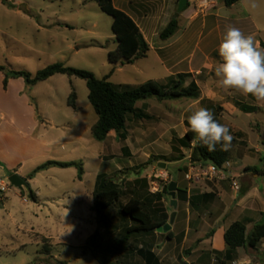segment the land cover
<instances>
[{
	"label": "rangeland",
	"instance_id": "1",
	"mask_svg": "<svg viewBox=\"0 0 264 264\" xmlns=\"http://www.w3.org/2000/svg\"><path fill=\"white\" fill-rule=\"evenodd\" d=\"M14 1L18 2L21 12L33 16L34 22L0 18V51L2 48L4 51L3 54L0 53V63L6 65V69L23 70L34 75L45 67L60 62L74 69L89 71L97 78H103L114 68L109 82L117 87H134L149 80L156 82L159 87L163 85L165 70L159 64L154 51L132 64L114 65L107 61L108 53L116 48V41L111 32L112 18L101 12L93 0ZM171 1L168 0L166 5L165 0L155 1L150 5L157 9L165 6L169 18L180 14L177 12V1ZM241 2L233 12L223 6L219 14L223 18L236 20L237 27L246 35H253L256 41L264 39V0ZM114 6L119 9L120 0H114ZM248 14L250 17L247 19ZM251 22L256 27L255 33L251 29ZM223 26L225 30V21ZM162 29L161 25L158 28L159 33ZM160 42L157 36L150 38L151 44L157 45ZM6 58L9 62H6ZM203 71H211V76H214L210 69ZM71 92L76 95V108L68 105ZM28 95L34 105L37 119L41 122L38 134L43 135L49 147L45 155L37 154L22 162L20 173L26 177L46 161L79 160L83 166V175L82 179L78 178V170L75 167H51L36 174L29 182V188L19 190L11 186L3 202H0V264H99L96 260L98 256L106 258L108 263L118 261L128 264L123 260L122 251H109L112 248L110 238L114 231L109 228L107 222L119 225L123 223L119 215L116 216V210L130 197H134L130 192L132 186L146 193L150 192L152 186L149 181H155L153 175L161 169L159 163L166 164L165 169L170 175V181L176 182L180 191L187 190L189 182L184 179V162L177 161V158L181 156L180 152L187 151L189 154V151H180L178 144L173 140L184 136L183 116L185 118V112L198 105L195 106V101L190 99L163 103L151 98L138 102L136 108L141 111H144L142 104L152 107L150 111L153 119L128 117L125 131L132 136L133 145L137 149L136 155L131 157L124 153L123 140L114 139V135L106 137L103 142L92 138L90 127L96 122L97 115L88 100V89L84 80L55 75L28 88ZM220 97L222 99L215 103L217 110L220 106L223 108V95ZM167 114L172 118L173 129L164 134L158 133L159 136H156L159 140L150 144L151 135L147 133L154 127L156 117ZM224 120H220V123L227 127H237L246 134L249 148L253 149L257 145L264 149V114L247 115L236 110L232 114L226 113ZM257 121L261 122V128L258 130L260 132L252 126ZM146 130L147 132L141 135L142 131ZM173 145L177 146L176 150ZM248 155L251 163L262 167V162L256 160L254 151H249ZM100 156L101 158H98ZM154 158L161 160L154 161ZM230 163L227 175L235 177L233 170L245 162L233 158ZM102 174L115 179L120 193L118 202L106 213H98L92 208L98 177ZM0 175L9 177L12 174L2 171ZM139 175L142 178L136 183L126 180L128 177ZM146 176L151 177L149 181ZM189 184L198 186V192H205L209 187L217 191L214 185L223 190L231 189L230 179H212ZM163 186V182H159V192ZM30 190L36 194L35 200L29 195ZM155 194L153 206L144 203L151 217L162 215L164 219V216H167L168 223L170 214L175 210L178 215L173 222V231L179 234L178 231L187 229L189 205L183 193H178V206L175 209L171 207L168 194L162 193L160 198ZM219 213L223 216L215 222V226L220 222L227 226L238 219V210L229 202L223 206L212 207L201 215L214 222ZM191 219L193 222L197 221L195 213L191 214ZM193 233L194 227L189 231L188 242L184 247L181 249V246H178L175 249L180 256H190L195 236ZM97 238L99 239L96 242ZM162 239L164 241L165 237ZM96 243H99L97 248ZM175 246V241L168 242L166 249L173 252ZM186 251H189L188 255Z\"/></svg>",
	"mask_w": 264,
	"mask_h": 264
},
{
	"label": "crops",
	"instance_id": "2",
	"mask_svg": "<svg viewBox=\"0 0 264 264\" xmlns=\"http://www.w3.org/2000/svg\"><path fill=\"white\" fill-rule=\"evenodd\" d=\"M155 1L161 2V0H120L121 7L119 9L129 15L137 24L150 46L149 52L154 51L156 53L159 64L164 68L166 74L163 85L167 84L170 79L176 80L178 75L183 74L187 75L185 78V86L193 80L198 86L200 96L197 100H193L195 101V106H198L185 112L187 116L185 118L183 116L182 121V123L185 122L184 132L189 128L187 125L188 115L201 107L209 109L214 115L218 114L219 123L220 120H224V115L226 113L232 114L235 113L236 110L247 115L253 113L264 114V101H256L251 96L244 97L239 93L231 91L222 92V90L216 86V80L213 75L211 76V71L207 73L204 71L202 72L204 69L211 70L209 66H214L219 62L218 46L224 33L223 21H225V26L234 25L237 27L236 20L223 18L219 14V11L223 9L224 5L219 0H191L189 6L178 16L179 29L177 33L166 41L160 40L161 42L156 45L150 43V38L154 36L158 37V28L161 25L164 28L174 15L167 18L168 11L165 6L161 9H157L154 6L152 7L150 4H153ZM175 1L177 0H172L171 2L174 3ZM166 3H168V0H165V5ZM241 3L240 1L226 8L233 12L237 5ZM18 6V2L14 0H7L5 2L0 0V18L11 21H19L22 19L26 23H33V16L21 12ZM249 17L250 15L248 14L247 19ZM251 26V29L255 33L256 27L252 22ZM257 43L261 48H264V45H261L264 44V39H259ZM0 53H4L3 48ZM5 60L9 62L7 58ZM0 65L4 66L2 63H0ZM3 82L4 74L0 72V172L7 171L10 174L16 173L24 177L20 173L22 162L37 154L45 155L48 151L49 143L43 139L44 137L42 134H38L41 122L37 119L35 108L28 95V87L25 85L24 80L22 78H10L7 81L6 88H4ZM221 95H223V108L220 106L222 111H218L215 103L222 99L220 97ZM161 102L164 103L166 101ZM243 107L256 108V110L245 112L242 110ZM141 108L144 110L142 112L149 115V120H152L153 114L150 111L152 107H145V104H142ZM154 122V127L150 129L151 132L147 133V135H151L152 140L150 144L159 140L157 138V136H159L157 135L158 133L164 134L173 129L172 118H170L168 114L156 117ZM93 125L94 124L90 127V133ZM252 126L258 131L261 128V122L257 121ZM228 128L234 136L229 162H231L233 158H239L245 162L243 165L233 170L235 177H231L234 179L236 178L235 180L239 183V192L236 193L232 189L223 190L217 185H214L217 191L209 187L205 192H198L196 190L198 186L187 183V190L184 189L185 193H183V197L187 200L191 199L194 201L192 206L189 205L188 201V219L186 218L187 229L178 231L179 234H177L173 231V223L170 229V239L166 237V233L157 232V230L145 235H131L126 239L125 231L136 226V223L121 215V208H119L116 210L115 214L116 216L119 215L123 223L119 225L118 223L107 222L109 228L114 231L110 238L112 242V248L109 250L110 252H116V250L122 251L123 260L128 264H209L210 258V264H264V239H262L258 243L256 249L250 251V253H246V250L242 247L237 248L234 252L232 261L225 260L226 247L223 236L226 229L235 221L227 226L224 225L223 222L215 226V222L223 216L222 214L219 213L214 222L201 215L202 212H208L212 207L218 205L223 206L226 202L233 203L235 209L238 210V219L236 221L245 220L246 229L247 232H249L253 225L261 220L262 214H264V149L257 145L253 149L249 148L247 146V136L242 130L234 126ZM146 132L147 130L142 131L141 135ZM112 135H114L113 137L116 139V134H114L113 131L107 135V138ZM181 137L183 136H179V138ZM122 143L124 144V153L127 156L130 155L132 157L136 155L137 149L133 145L132 136L127 132L126 138ZM251 150L257 155V159H253L262 162V167H258L248 160L250 156L248 152ZM183 154L189 155L187 151H184ZM187 156L181 159L184 162V166ZM98 158H101V156ZM67 162L79 163L80 161L71 160ZM246 168L250 169L247 170ZM30 174L24 177L27 179L28 183L36 176L35 174L30 178ZM149 177L150 176H146V180L150 179ZM141 178V175H139L138 177H128L126 180L136 183L137 180ZM150 184L152 186V183L149 181V185ZM130 192H132L134 198L138 199L142 204L147 203L148 206H153L155 204L153 196L155 193H152L151 189L150 192L152 194L149 191V193H146L132 186ZM239 193L242 195L239 196ZM204 194L211 195L204 196ZM112 208L113 206L103 212L106 213ZM191 212L196 214L198 222L192 221ZM177 215L176 212L175 217H177ZM152 218L156 223L163 220L162 215H156L155 218ZM192 227H194L193 234L195 236L192 243L191 254L189 257H182L179 252L176 253L175 249H177L178 246H181L182 249L188 242L189 231ZM163 236L165 237L164 241L162 239ZM98 239L99 238L95 239L96 242ZM172 241H175L176 244L173 248V252L166 249V244ZM197 242H199L198 246ZM98 244L96 243L95 248H97ZM185 253L188 255L189 251Z\"/></svg>",
	"mask_w": 264,
	"mask_h": 264
},
{
	"label": "trees",
	"instance_id": "3",
	"mask_svg": "<svg viewBox=\"0 0 264 264\" xmlns=\"http://www.w3.org/2000/svg\"><path fill=\"white\" fill-rule=\"evenodd\" d=\"M93 1L97 4L101 12L112 18L111 32L116 41V48L108 53L107 61L114 65L118 63L132 64L139 59L146 58L150 51V46L133 19L122 10L116 8L113 4V0ZM219 1L225 7H231L241 0ZM188 6L189 4H187L181 12ZM178 16L179 14H177V18H171L168 24L160 31L158 37L161 41H166L177 33L179 29ZM114 70L113 68L109 74L103 78H97L89 71L74 69L60 62L51 64L34 75L23 70H7L4 66L0 65V72L4 74V88H6L7 81L10 78H22L28 88L37 83L46 81L55 75H66L68 77H76L84 80L88 89V100L97 115V120L91 128L92 138L97 142H103L111 131L116 134L117 139L124 140L126 138L125 125L129 116L136 119H149L150 117L148 114H145L135 107L136 103L139 101L151 98L157 101H173L179 99L197 100L200 96V90L194 80L185 86V78L187 75L180 74L177 76L178 78L176 80L170 79L167 84L160 87L156 82L151 80L134 87L128 85L117 87L109 82V78L114 73ZM75 101L76 95L74 92H71L68 98V105L72 108H76ZM242 110L248 112L255 111L256 108L243 107ZM218 111H220V108H218ZM214 119L219 122L218 114L214 115ZM194 138L195 134L188 128L183 137L173 140L178 144V149L180 151H189L193 163H212L218 167H222L224 163L230 161V151L223 152L220 150V145H217L216 151L209 152L202 144L198 143L196 146H193L192 141ZM173 149L176 150L177 146L173 145ZM180 153L181 156L177 158V161L185 157L182 152ZM153 160L160 161L161 159L154 158ZM51 167H75L78 170V178H81L83 175L81 163L46 161L34 169L30 174V178ZM246 169L248 170L250 168ZM97 184L98 187L92 208L96 212L101 213L118 202L120 193L115 179L111 176L104 174L99 175ZM179 192L185 193V190L180 191L177 186L176 198ZM162 193L168 194V184L163 186L161 192H157L155 195L160 198ZM29 195L31 199L35 200L36 196L31 190ZM210 195L211 194H204V196ZM240 195L242 194L239 193V196ZM188 201L189 205L192 206L194 201L191 199ZM120 213L136 223V226L125 231L126 239L131 235L153 233L158 227L167 223V216H164L161 222H154L150 213L145 209V205L134 197L129 198L121 205ZM170 234V231L165 234L168 239L171 238ZM223 239L226 247L225 260L232 261L234 252L237 248L242 247L247 252L255 250L258 243L264 239V214H262L261 220L254 224L249 232H247L245 220L233 222L226 229ZM96 260L99 264H123L118 261L108 263V261H105L106 258H100L99 256Z\"/></svg>",
	"mask_w": 264,
	"mask_h": 264
},
{
	"label": "clouds",
	"instance_id": "4",
	"mask_svg": "<svg viewBox=\"0 0 264 264\" xmlns=\"http://www.w3.org/2000/svg\"><path fill=\"white\" fill-rule=\"evenodd\" d=\"M218 55L219 62L209 66L216 86L224 92L264 101V48L255 37L246 35L234 25H227L218 46ZM187 125L195 134L193 146L199 143L214 152L220 145L221 151H231L234 136L226 125L214 119L209 109L201 107L191 112Z\"/></svg>",
	"mask_w": 264,
	"mask_h": 264
},
{
	"label": "built area",
	"instance_id": "5",
	"mask_svg": "<svg viewBox=\"0 0 264 264\" xmlns=\"http://www.w3.org/2000/svg\"><path fill=\"white\" fill-rule=\"evenodd\" d=\"M185 173L184 179L192 184H198L204 182L206 180L217 179L219 181H226L228 179L231 180V189L236 193L239 192L240 186L239 183L234 179L227 175L230 170L231 164L230 162H226L222 167H218L212 163L207 164H199L193 163L190 158V154L185 159ZM169 174L166 169H160L157 174L153 175L155 181H151L152 193L159 192V182H163L164 186L169 184ZM151 178V177H149ZM158 180V182H157ZM11 184L9 182L8 177L0 175V202H2L6 194L10 191Z\"/></svg>",
	"mask_w": 264,
	"mask_h": 264
},
{
	"label": "water",
	"instance_id": "6",
	"mask_svg": "<svg viewBox=\"0 0 264 264\" xmlns=\"http://www.w3.org/2000/svg\"><path fill=\"white\" fill-rule=\"evenodd\" d=\"M190 0H178V3H177V12H181L185 7L186 5L188 4ZM174 18H177V15L174 16ZM159 168L161 169H165L166 168V164L165 163H159L158 164ZM9 179V182L10 184L19 189V190H23L25 188H28L29 187V183L27 182V179L22 177V176H19L18 174H12L11 176L8 177ZM176 190H177V183L172 181L168 184V195L169 197L171 198V206L172 208H176L177 207V200H176ZM236 203V201H235ZM175 216H176V213L175 211L170 215V218H169V222L166 223L165 225L161 226V227H158L156 230L157 232H164V233H167L170 231L171 229V225L173 224L174 222V219H175Z\"/></svg>",
	"mask_w": 264,
	"mask_h": 264
}]
</instances>
